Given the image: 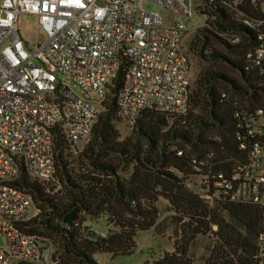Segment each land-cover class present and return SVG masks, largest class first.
<instances>
[{"label": "trees", "instance_id": "1", "mask_svg": "<svg viewBox=\"0 0 264 264\" xmlns=\"http://www.w3.org/2000/svg\"><path fill=\"white\" fill-rule=\"evenodd\" d=\"M205 4V20L214 17L215 31L199 30L190 48L237 78L216 69L201 72L196 90L190 87L184 116L145 111L131 137L120 141L117 95L124 80L122 65L93 126L90 144L77 153L64 130L56 127L53 178L34 180L21 169L13 185L29 195L39 211L21 229L50 243L53 264H97L93 258L97 253L129 256L138 232L154 229L161 234L168 221L177 239L174 250L150 264H195L193 246L206 235L214 242L210 251H204L203 264H259L263 210L251 203L217 200L221 189L216 177L229 178L238 165L246 164L249 149L258 140L235 115L264 107V74L247 57L264 47V6L253 0H205ZM245 20L263 23L250 28ZM57 186L60 191L54 193ZM160 200L168 201L173 211L165 223L159 221ZM70 214L75 219L67 226L64 220ZM87 219L104 220L105 230L84 225Z\"/></svg>", "mask_w": 264, "mask_h": 264}, {"label": "built area", "instance_id": "2", "mask_svg": "<svg viewBox=\"0 0 264 264\" xmlns=\"http://www.w3.org/2000/svg\"><path fill=\"white\" fill-rule=\"evenodd\" d=\"M145 3L168 11L169 21L145 10ZM193 13L194 0H0V235L7 244L0 264L52 260L21 229L33 203L13 183L22 168L34 180L53 178L54 128L75 145L88 141L122 65L117 118L124 127L132 129L145 111L188 112L190 62L182 40ZM24 16L39 22L43 40L35 46L20 34ZM244 23L255 28L263 22ZM247 57L264 74V47ZM235 116L258 140L231 177L217 175V200L262 208L257 258L264 264V107Z\"/></svg>", "mask_w": 264, "mask_h": 264}, {"label": "rangeland", "instance_id": "3", "mask_svg": "<svg viewBox=\"0 0 264 264\" xmlns=\"http://www.w3.org/2000/svg\"><path fill=\"white\" fill-rule=\"evenodd\" d=\"M143 8L149 12L159 14L165 21H169L170 13L160 6L152 3H145L143 4ZM205 13H208L205 0H194L193 18L188 22V30L184 34L182 40V46L190 62V87L192 91L196 90V81L198 79V76L203 71L216 69L217 71H224L227 75L237 78L236 74L227 67L221 65L219 62H205L198 56L195 51L191 50L190 48L191 42L196 38L199 30L208 27V29L210 28V30H212L213 32L215 31V29L212 27L214 17L211 16L210 19L206 21V17L204 16ZM19 30L25 42H28L31 45L35 46L43 40V37L40 34L39 30V22L34 16H24L20 21ZM216 47L217 49L222 51V47L220 45H217ZM101 111L102 109L100 110V112ZM117 130L119 133L120 141H124L126 138L131 137L133 132L132 129H128L122 124L117 125ZM90 141L91 139L89 141L75 145L73 150L77 153H80L86 146H88V144H90ZM51 184L53 185L54 181H52ZM57 191H60V187L58 186L54 193H56ZM159 205L162 211V216L159 221H163L165 219L163 221V223H165L166 221H168V217L173 215V211L170 208L169 202L166 200H160ZM38 213L39 211L36 206L32 205L31 211L27 216V220L33 219L38 215ZM168 223L170 222L168 221L165 223V226L167 227L161 234H157L154 229L138 232L135 237L136 248L134 252L129 256L113 258L109 254L97 253L93 258L97 264H142L141 261H146L150 264L165 253H170L174 250V244L176 243L177 239L175 235L173 236V228L172 226L169 228L168 226L170 224ZM84 225L98 231H103L106 228V223L102 219L97 221H90L87 219ZM35 240L41 251L52 257L53 249L50 246V243L41 238H36ZM213 242L214 238L211 235L201 236L198 238L191 252V257L192 260H194L195 264L204 263V257H206L204 251L206 252V249L210 251ZM6 246L7 244L5 239L0 235V248ZM43 264L53 263L52 260H49L48 262H45Z\"/></svg>", "mask_w": 264, "mask_h": 264}, {"label": "water", "instance_id": "4", "mask_svg": "<svg viewBox=\"0 0 264 264\" xmlns=\"http://www.w3.org/2000/svg\"><path fill=\"white\" fill-rule=\"evenodd\" d=\"M74 219H75V214H70L68 215L65 220H64V223L67 225V226H71L74 222Z\"/></svg>", "mask_w": 264, "mask_h": 264}, {"label": "crops", "instance_id": "5", "mask_svg": "<svg viewBox=\"0 0 264 264\" xmlns=\"http://www.w3.org/2000/svg\"><path fill=\"white\" fill-rule=\"evenodd\" d=\"M141 263H142V264H146L147 262H146V261H144V262L141 261Z\"/></svg>", "mask_w": 264, "mask_h": 264}]
</instances>
